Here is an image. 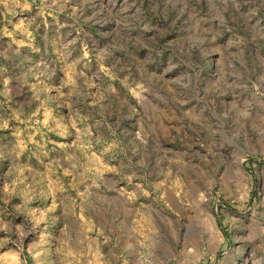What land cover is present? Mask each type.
Returning a JSON list of instances; mask_svg holds the SVG:
<instances>
[{"label":"rangeland","instance_id":"rangeland-1","mask_svg":"<svg viewBox=\"0 0 264 264\" xmlns=\"http://www.w3.org/2000/svg\"><path fill=\"white\" fill-rule=\"evenodd\" d=\"M0 264H264V0H0Z\"/></svg>","mask_w":264,"mask_h":264},{"label":"bare ground","instance_id":"bare-ground-1","mask_svg":"<svg viewBox=\"0 0 264 264\" xmlns=\"http://www.w3.org/2000/svg\"><path fill=\"white\" fill-rule=\"evenodd\" d=\"M47 116H48V114H47ZM48 118H49V117H48ZM45 121H47V120H45ZM31 127H32V126H31ZM23 130H24V129H23ZM23 130H22V131H23ZM17 132H18V131H17ZM23 132H24V131H23ZM25 132H26V131H25ZM31 133H32V132H31ZM34 133H37V132H34ZM27 136H28V135H27ZM29 136H30V135H29ZM22 138H23V137H22ZM18 139H20V138H18ZM20 140H21V139H20ZM33 140H34V139H33ZM15 141H16V140H15ZM31 141H32V139H31ZM35 141H36V138H35ZM27 142H28V141H27ZM33 142H34V141H33ZM23 145H24V144H23ZM17 146H18V144H17ZM19 146H20V145H19ZM24 147H25V145H24ZM27 147H28V145H27ZM32 147H33V146H32ZM35 147H36V146H35ZM35 147H34V148H35ZM21 148H22V147H21ZM23 149H24V148H23ZM31 150H32V149H31ZM28 151H29V149H28ZM32 152H33V151H32ZM38 152H39V151H38ZM32 154H33V153H32ZM17 155H18V154H17ZM238 161H239V160H237V163H238L237 165H240V166H241V163H239ZM240 170H241V169H240ZM189 179H190V178H189ZM191 182H192V181L190 180V183H191ZM195 184H196V183H195ZM191 186H192V185H191ZM193 186H194V185H193ZM196 186L198 187L197 184H196ZM196 186H194V187H196ZM197 189H198V188H197ZM194 190H195V189H194ZM194 193H196V192H194ZM194 193H193V194H194ZM192 198H193V197H192ZM192 198H191V200H192ZM194 199H196V198H194ZM192 201L195 202L194 200H192ZM252 259H253V258H252ZM252 259H251V260H252Z\"/></svg>","mask_w":264,"mask_h":264}]
</instances>
